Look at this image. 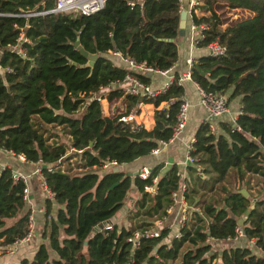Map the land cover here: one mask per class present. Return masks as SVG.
Here are the masks:
<instances>
[{
    "label": "trees",
    "instance_id": "obj_1",
    "mask_svg": "<svg viewBox=\"0 0 264 264\" xmlns=\"http://www.w3.org/2000/svg\"><path fill=\"white\" fill-rule=\"evenodd\" d=\"M54 6L55 0H0V155L10 151L26 162L41 163L54 193L43 200L45 211L37 213L43 224L40 241H29L33 256L18 264H215L218 259L219 264H264V197L251 204L250 197L221 185L231 172L240 181L247 173L259 175L264 185V0H200L195 8L203 15L192 10V24L203 26L196 46L218 42L225 50L194 58L191 81L207 93L229 92L227 102L239 97L240 112L234 123L218 122V130L206 121L198 126L191 152L197 160L187 166L184 178L176 164L166 170L155 165L145 179L138 173L132 179L120 168L171 138L184 96L180 73L171 72V84L152 98L124 94L116 86L127 73L150 83L148 73L133 72L120 59L172 71L180 53V0H106L89 15L47 12ZM223 9L251 14L227 23ZM77 40L88 54H97L92 65L74 46ZM83 66L89 69L83 79L65 81L71 69ZM44 84L62 88L59 100L50 104L41 97L43 102L30 105ZM104 97L121 98L124 111L104 115ZM138 103L154 106L150 130L127 120ZM55 127L60 134L51 132ZM73 157L79 171L58 168L64 160L69 171ZM4 162L0 156L3 250L27 233L30 212L25 182L13 178ZM112 162L118 171L99 172ZM183 181L189 217L179 223V236L166 242L171 232L166 225L157 237H145L144 231L157 228L155 222H164L168 209L179 204L172 194ZM150 187L153 193L146 189ZM121 209L127 210V225L115 221ZM247 209L250 213L239 225ZM236 227L246 242L228 241L218 250L214 244L233 238Z\"/></svg>",
    "mask_w": 264,
    "mask_h": 264
},
{
    "label": "crops",
    "instance_id": "obj_2",
    "mask_svg": "<svg viewBox=\"0 0 264 264\" xmlns=\"http://www.w3.org/2000/svg\"><path fill=\"white\" fill-rule=\"evenodd\" d=\"M180 2H181V6H180L181 9H185L187 11L186 28H185L184 37L181 38V41L179 42L180 53H179L178 61L172 67V71L170 69L169 75L170 74L172 75L174 72H178L180 74L184 73L188 69V63H187L188 59L193 60L194 58L208 54L207 48H199L196 46L195 40L199 37V31L191 28L192 10L198 16L203 15V12H201L200 10L195 8V5L193 4V0H180ZM193 8H195V9H193ZM117 61L119 63H125L124 60H122V59H120V61L119 60H117ZM171 72H173V73H171ZM149 77H150V83L153 86H160L166 81L168 76L155 73L153 75H149ZM183 87H184V99H186L189 102V115H188V120H187L185 128L180 132V134L177 136V138H175L173 141H168L166 144L160 145V147H159L160 149L157 153H150L147 156L140 157V158H138V159H136L130 163L121 165L120 168L122 171H124L125 173H127L129 175H136L140 171V168L143 166H147L151 169L155 165L162 164L163 170H166L170 166H172L173 164H176L180 169L182 177L184 178L187 176L186 168H187V166L192 164V163L186 162L187 146L194 139L198 126L203 121H205L206 111L200 104L199 93L197 91L196 84L194 82H192L191 80H187L183 83ZM228 93L225 94L224 97L227 98ZM104 94L106 95V91L104 92ZM104 99H105V103L101 104L104 115L111 116V115L117 114L118 112L124 111L125 104L121 98H114L111 101L107 100L106 97H104ZM227 104H228V112L215 120L214 130H216V129L218 130V122H220L222 120L230 121L232 123L235 122V119L240 112L239 97L232 98L230 101L227 102ZM143 106L154 108V106L150 103L141 104V105L137 106L136 109H133L130 112V114L127 116V120L128 121H135L137 123V121L139 122L143 118H145V116H143V118L141 116L138 117V114L140 113L139 111H140V109H142ZM147 109H150V108H147ZM152 113H153V110H152ZM148 121L144 122V123H147L146 127L144 126V128L150 130L154 126L153 114H150V120H148ZM11 159L12 160L10 162L5 163V164L11 166L16 171L22 172L27 177V179H26V181H27V183H26L27 198L29 199L28 202H30V203L26 204V206L28 208H30V206H34V205L37 208L41 207L43 204L42 202L45 199V197L43 195V191L41 190L40 183L38 181V179H39L38 174L36 171H34V165H36L37 163L32 164V163L26 162L24 159H21L17 156H12ZM23 161H25L24 164L27 167L32 168L30 171H24L22 169L20 170L18 167L15 166L16 162L22 163ZM113 167H115V165L107 164L104 167H102V169L99 170V172H101L103 174L107 170H109V168L112 169ZM260 179H262V178L259 175H249L247 173L244 176L243 180L240 181L238 174L235 172V174L232 178V181H231V187L230 188H234L237 192H240V190L242 188H245L247 191L246 198L250 197V200H251L253 197L252 202H255L258 197H264V185ZM246 182H248L247 186H243L242 184L246 183ZM234 185L236 186V188L234 187ZM253 190H256L257 193L255 192L253 194L252 193ZM131 192L133 193V191H131ZM132 193H131V195H132ZM127 196L128 197L126 198L125 202H128V200H129V203H131L132 201L129 199L130 195H127ZM126 207H127V205H125V208ZM41 208H43V207H41ZM37 213H40V212L37 211L35 213V226L34 227L37 228V230L34 232L35 237L33 236V240H36L35 238H36V236H38V232H39L38 229H40V227H41L40 225L43 224L42 215H38ZM168 213H170V216L177 217L180 220H181V216H183V215L186 216V220L188 218V213L186 211H183L179 204H175L174 206L170 207L168 209ZM114 220H115V218L111 219L112 222ZM160 223H162V222H160ZM175 223H177V220L174 222V225H176ZM108 224H111V223H108ZM42 228H43V226H42ZM170 228H171V226H170ZM175 228H177V227H175ZM172 233H173V231L171 229L170 235ZM245 242H246V240L244 238L240 237L238 240L233 241L231 244L236 245L235 243L243 244ZM251 242H252V240H251ZM229 244L230 243L228 241L227 242H217L216 244H214V246L216 248H218V250H221L224 247L229 246ZM34 250L35 249L33 248V245H31V242H29V244L26 243L25 245H22L21 248L18 250L20 256L15 257L16 259L14 258L13 260H16V261L14 263H11V264L19 263L20 259L24 258V257H32L34 254ZM18 251H13V252H18ZM219 261H220V259H218L215 262V264H219Z\"/></svg>",
    "mask_w": 264,
    "mask_h": 264
},
{
    "label": "built area",
    "instance_id": "obj_3",
    "mask_svg": "<svg viewBox=\"0 0 264 264\" xmlns=\"http://www.w3.org/2000/svg\"><path fill=\"white\" fill-rule=\"evenodd\" d=\"M105 1L106 0H55L54 8L47 12H67L71 14L89 15V14H92V13H95L101 10L105 5ZM199 2L200 0H193L194 5H196ZM191 28L196 29L197 31H200L203 28V26H195L192 24ZM199 36H200V32H199ZM196 41L197 39L195 40V44H196ZM207 49H208L209 54L219 55L224 52L225 47L218 42H213L207 46ZM114 55L121 57L119 52H114ZM123 60L126 63L129 70L136 72L138 74L151 73L153 75L156 73V74H162V75L168 76L166 81L162 85L153 86L151 83H144L137 76L127 73L125 74L124 78L116 85L118 86V88L123 90L124 94H129L133 96H141L143 98H152L164 92L172 82L173 75L171 74L169 75L170 69L159 71L147 65L146 62L144 61H136L132 58H124ZM187 63H188V69L184 73L180 74L179 79H178L179 83H184L187 80H191L189 68H190V65L192 64V60L188 59ZM197 91L199 93L200 104L206 111L205 121L209 122L210 128L213 130L215 120L228 112V104H227L226 98L219 94L204 92L198 86H197ZM141 104L143 103H138L137 106ZM188 115H189V102L186 99H184V96H183L179 104L177 122L173 129V134L171 138L169 139V141H173L175 138H177L180 132L185 128L187 120H188ZM193 141L194 139L187 146V151H186V162L187 163H193L195 162V160H197L191 156V152L193 151ZM166 143L167 142H161L160 145H164ZM159 147L160 146L153 149L152 153H157L160 149ZM5 154L15 156L10 151H6ZM18 157L21 158L22 156L18 155ZM21 159H24V158L22 157ZM4 164L2 165L5 166L6 164L5 165ZM112 164L115 165L116 163L112 162ZM36 172L39 177L38 181L40 183V187H41V190L43 191L44 197L52 199L54 197V193L48 188L45 182V179L43 177V174L41 172L40 165H38ZM12 174H13V178L22 179L25 182V184L27 183L26 181L27 177L22 172L16 171L12 168ZM138 174L140 178L145 179L150 174V168L147 166H143L140 168V171L138 172ZM146 189L151 193L154 192L153 187L146 188ZM185 189H186V184L183 181L181 184L180 191L174 192L172 194L173 199L176 202H179L180 207L182 208L183 211H187L188 209V205L185 202L184 197H183V192L185 191ZM24 200L25 202L29 201V199L27 198V187H25L24 189ZM29 210L30 212L28 215L27 233L24 235V237L16 240L13 244L10 245L9 249L11 250H18L20 246H22L23 243H28L30 239L33 238V235H34L33 229L35 228L34 227L35 226V213L37 211L43 212V208L39 207L36 210L34 208H31ZM185 220H186V216L185 215L181 216L180 223L183 224ZM158 222H161V221H158ZM105 227L109 228L108 225ZM159 231H160L159 226H157V228L155 227L151 230L144 231V236L145 237H157L159 235ZM242 235H243L242 228L236 227L235 236L233 238H227V241H236ZM137 236L138 234H135L134 237L136 238ZM178 236H179V233L175 235V237H178Z\"/></svg>",
    "mask_w": 264,
    "mask_h": 264
},
{
    "label": "rangeland",
    "instance_id": "obj_4",
    "mask_svg": "<svg viewBox=\"0 0 264 264\" xmlns=\"http://www.w3.org/2000/svg\"><path fill=\"white\" fill-rule=\"evenodd\" d=\"M220 13L222 15V17L225 19V21L227 23H232L236 20H240V19H243V18H246V17H249L250 16V12L248 11H245V10H240V9H223V10H220ZM88 65V64H87ZM89 72V69L88 68H85V66L83 67H78V68H73L71 69L69 75L67 76V78L65 79V81H69V80H76V81H79L81 79H83L87 73ZM62 93V88L61 87H54L52 85H39L38 87V90L36 91V94L35 96L30 99V102L29 104L30 105H37L41 102H43L42 99H44L45 101L49 102L50 104H55L57 103V101L59 100V97H60V94ZM99 96V95H98ZM42 97V99H41ZM101 104H104L105 103V99L102 98L101 99ZM107 108V107H106ZM147 108H150V109H147ZM152 110H153V113H152ZM140 113L138 114V117H142L145 116V118H143L141 121H137L138 124H143V126L146 127V124L147 123H144L145 121H148L150 120V114H153L154 115V108L153 107H147V106H143L142 109H140L139 111ZM149 122V121H148ZM52 133H55V134H60L61 133V130L59 127H55L51 130ZM64 138V137H63ZM55 139V138H54ZM59 142L61 141L58 137L57 139ZM68 155L70 154V150L68 151L67 153ZM2 160H4L5 162L4 163H8L9 161H11L12 159V156L11 155H8V154H1L0 155ZM22 156V155H20ZM18 157V156H17ZM23 157V156H22ZM21 157V158H22ZM24 158V157H23ZM77 161V159L75 157L73 158H70L68 160L67 163L70 164L71 166V169H69V171H67V164L64 160H62L60 162V164L58 165V168L61 170V171H64V172H67V173H73L75 171H79V167H77V165L75 164V162ZM25 161H23L22 163L20 162H16L15 163V166L18 167L20 170H24V171H30L32 168L30 167H27L25 164H24ZM38 165L41 166V163H38L36 165H34V171L37 170L38 168ZM234 172H231L228 177H227V180H224L221 185L223 186H228L229 188L231 187V180H232V176H233ZM230 180V181H229ZM219 186V185H218ZM234 187L236 188V186L234 185ZM216 192H219L220 194L222 193L221 190H219L218 187H216ZM257 193L256 190H253L252 193ZM258 197V196H257ZM253 199V197H252ZM250 200V203L253 204L254 202H252L253 200ZM26 204H29L30 202H25ZM42 206L41 207H44V201L42 202ZM129 204V200L127 202ZM36 209L37 207L34 205V206H30L29 209L33 208ZM28 208V207H27ZM192 208V207H190ZM45 211V209L43 208V212ZM126 211L127 210H124V209H121L120 212H119V216L117 217V219L115 220L116 222L120 223V222H123V224H126L127 225V220H126V217H125V214H126ZM187 212V211H186ZM189 217V215H188ZM121 218V219H120ZM241 218V217H240ZM246 219V217H245ZM177 220V223H175L176 225H174V222ZM245 220H243L244 222ZM179 223H180V219L177 218V217H173V216H170V213L168 215V217L165 219L164 222L160 223V222H155V225L156 226H159V229L163 226H166V225H169L171 226V229L173 231V233L171 235L168 236V238L166 239V242H168L170 240L171 237H174L177 232L179 231ZM177 227V228H175ZM37 230V228H34L33 229V232H35ZM34 236V235H33ZM35 237V236H34ZM40 236H36V240H33L34 242L32 243L34 245V243H38V241H40ZM33 239V238H32ZM26 243H23L22 245H25ZM28 244V243H27ZM31 244V245H32ZM10 247V246H9ZM9 247L5 248V250H3L4 248L2 247L0 249V264H11V263H14L16 260H13L15 257H18L20 256L19 254V249L18 250H11L9 249ZM13 251H18V252H13ZM5 252V253H3ZM16 259V258H15ZM13 260V261H12ZM18 264V263H17Z\"/></svg>",
    "mask_w": 264,
    "mask_h": 264
},
{
    "label": "water",
    "instance_id": "obj_5",
    "mask_svg": "<svg viewBox=\"0 0 264 264\" xmlns=\"http://www.w3.org/2000/svg\"><path fill=\"white\" fill-rule=\"evenodd\" d=\"M186 16H187V11L185 9H181L180 10V14H179V24H178V35L183 38L184 34H185V28H186ZM74 46L81 52V54L85 57H87L88 59V65H92L94 63V61L97 58V54H88L79 44V41L77 40L74 43ZM149 75H152L151 73H149ZM114 171H118L119 167L115 166L113 168ZM132 176V175H131ZM132 179H134V176H132ZM240 193L243 196H247V191L245 188H242L240 190ZM128 195V194H127ZM225 207V206H224ZM253 208V205H250V209ZM250 209L245 210L244 215L241 216V218L238 219V224L242 225L243 224V220H245V217H247V215L250 213ZM244 234V232H243Z\"/></svg>",
    "mask_w": 264,
    "mask_h": 264
}]
</instances>
